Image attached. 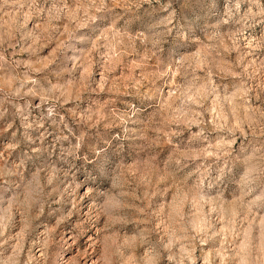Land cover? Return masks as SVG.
<instances>
[{
	"label": "rangeland",
	"instance_id": "rangeland-1",
	"mask_svg": "<svg viewBox=\"0 0 264 264\" xmlns=\"http://www.w3.org/2000/svg\"><path fill=\"white\" fill-rule=\"evenodd\" d=\"M0 264H264V0H0Z\"/></svg>",
	"mask_w": 264,
	"mask_h": 264
}]
</instances>
